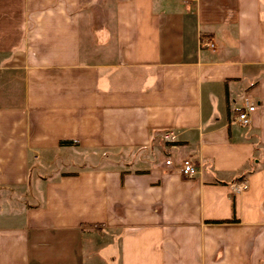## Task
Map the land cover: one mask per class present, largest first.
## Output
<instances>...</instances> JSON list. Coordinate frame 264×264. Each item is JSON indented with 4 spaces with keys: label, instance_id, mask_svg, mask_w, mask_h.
Returning a JSON list of instances; mask_svg holds the SVG:
<instances>
[{
    "label": "crops",
    "instance_id": "0c3cea01",
    "mask_svg": "<svg viewBox=\"0 0 264 264\" xmlns=\"http://www.w3.org/2000/svg\"><path fill=\"white\" fill-rule=\"evenodd\" d=\"M0 264H264V0H0Z\"/></svg>",
    "mask_w": 264,
    "mask_h": 264
},
{
    "label": "built area",
    "instance_id": "2783aa9c",
    "mask_svg": "<svg viewBox=\"0 0 264 264\" xmlns=\"http://www.w3.org/2000/svg\"><path fill=\"white\" fill-rule=\"evenodd\" d=\"M205 45L211 46L212 43L210 40L205 39L204 40ZM253 110V105L252 104H245V108L241 111H239L236 115V119L242 123L245 124L248 122V112ZM169 136V138H172L171 132L169 134H165V137ZM165 164H170V160L166 159ZM179 172L186 178L193 177L196 174V169L195 167L191 164L189 160H183L181 161V164L179 166ZM231 187L237 191V190H242L246 187L244 182H239V183H232Z\"/></svg>",
    "mask_w": 264,
    "mask_h": 264
},
{
    "label": "trees",
    "instance_id": "16d2710c",
    "mask_svg": "<svg viewBox=\"0 0 264 264\" xmlns=\"http://www.w3.org/2000/svg\"><path fill=\"white\" fill-rule=\"evenodd\" d=\"M59 144H63V145H68V144H77V142H75V140H70V139H62L59 141Z\"/></svg>",
    "mask_w": 264,
    "mask_h": 264
},
{
    "label": "rangeland",
    "instance_id": "374dc122",
    "mask_svg": "<svg viewBox=\"0 0 264 264\" xmlns=\"http://www.w3.org/2000/svg\"><path fill=\"white\" fill-rule=\"evenodd\" d=\"M50 168H51V167H48L47 170H51Z\"/></svg>",
    "mask_w": 264,
    "mask_h": 264
}]
</instances>
